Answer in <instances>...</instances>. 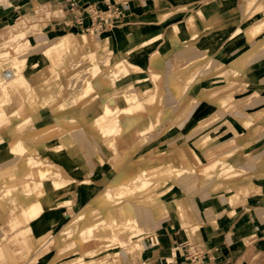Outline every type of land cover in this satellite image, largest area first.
<instances>
[{
  "label": "crops",
  "instance_id": "obj_1",
  "mask_svg": "<svg viewBox=\"0 0 264 264\" xmlns=\"http://www.w3.org/2000/svg\"><path fill=\"white\" fill-rule=\"evenodd\" d=\"M0 1V41L7 37L13 27L30 24H33L31 27L43 26L40 35L44 42L58 40L55 45L47 46L41 54L45 65L30 73L29 77L24 73L30 88L36 92L38 98L50 93L55 81L61 80V77L55 75L57 72L60 75L61 73L55 68L53 61L47 59V55L59 44L63 48L74 50V60H79L83 67L93 64L99 45L106 47V42L95 40L84 31L90 27V18L85 13L87 6H94L99 11L117 8L121 12V17L114 21L112 28L92 33L104 38L112 36L116 45L115 51L119 54L127 49L132 53L133 47L138 50H151L146 53L147 60L133 55L132 61L125 63L130 66L127 67L130 70L126 73L122 87L138 79H145L140 76V68L136 64L148 67V56L158 54L154 60L158 66L153 63V67L161 70L160 84H152L147 89L135 87L125 95L146 103H150L152 99L156 101L151 107L158 110L154 114H158L159 123L156 130L159 133L162 130L159 129L161 124L171 114L174 106L172 100L176 102V88L169 78L174 62L183 65L190 60L209 57L211 67H228L235 72L234 76L228 77V81L244 87L240 92L233 94L234 101L240 103L232 105L237 108L223 110L218 104L205 103L199 92H192L195 102L182 124L169 128L163 137L147 145L153 151L148 157V163L157 167L160 172L153 181L163 182L156 192L155 199L164 204L166 217L156 226L146 229L145 233V230L139 232L135 237H130L131 231L137 228L129 226L122 233L126 242L98 254V258L100 264H105L104 256L108 254L114 255L113 258L117 259L118 264H194L191 259L197 255L202 264H260L257 261L264 255V48L262 46L247 58L256 43L255 39L247 38L245 29L248 3L252 0H75L73 8L66 0ZM44 7L52 9L51 12L61 8L63 12L58 17H53L55 15L51 13L52 16L46 23L44 19L40 20L41 14L49 15ZM74 14L81 15L82 25L75 21ZM29 16L42 24L31 23ZM190 19L194 31L188 30ZM14 21L16 22L13 23ZM236 28L241 29L240 34L231 37ZM62 34L65 35L61 37ZM104 50L108 56L113 55L111 51ZM45 53L48 54L45 56ZM84 57L88 59L83 63ZM120 58L114 59L112 63ZM150 75L153 76L151 79L156 80L155 76L158 74L147 71L146 76ZM92 85L95 96L100 101L114 94L113 88L104 91L100 85ZM44 89L45 93L41 94ZM21 92L12 98L21 118L31 116L35 119L29 129L43 123L48 116L52 118L51 122L55 121V116L49 108L39 115L25 110L26 104L29 108L31 106ZM75 108L74 111L67 112L70 114L67 118L75 117L84 126L92 112H86L83 104L82 109L81 106ZM8 113L6 111V115ZM237 119L246 120L249 125L243 127ZM202 121L208 123L198 127ZM14 127L13 121L0 127V264H30L33 260V264H37L42 257L39 254L40 248L47 235L42 234L37 239L33 235L57 227L68 214V218H71L77 208L94 194L92 189L100 190L108 183L116 182L119 175L115 170L116 165L112 168L108 165L109 159L116 151L110 148L108 142L99 140L95 132L85 128V136L100 148L103 166L98 164L91 152L89 157L82 154V160L72 155L71 149L80 147L77 142L73 144L74 147L67 146L62 152H53L49 148L52 144H60L61 139L46 145H31L37 153L31 157L54 163L67 173L73 181V192L59 197L52 196V207L43 204L44 209L39 216L26 220L9 202H4L2 196L5 186L28 182L23 158L29 155L22 156L23 158L10 165L14 160L8 152L6 138ZM146 135L149 137L150 132ZM84 146L87 148L88 144ZM84 151L86 153L85 149ZM223 159L242 172V176L252 179L251 181L258 185L259 192L231 204L229 197L234 192L235 181L227 182L228 191L214 192L213 182L200 188L203 178H200L197 184L196 177L192 176L190 183L186 184L173 174V169L192 170L198 174L204 167L220 164ZM148 163L145 168L150 166ZM201 164H205L203 168ZM143 166L140 161L127 158V163L123 164L122 168H127L124 172L129 168L139 172ZM247 178L238 181L246 183L249 180ZM84 180H88L89 184H80ZM177 199L182 201L189 223L181 224L178 221L174 204ZM67 200H70L72 205L54 206ZM153 238L156 239V244ZM74 243L75 241L58 249L54 248L55 256L51 262L57 264L62 261L59 259L60 250L65 258L80 256L85 248ZM82 258L87 259L86 256Z\"/></svg>",
  "mask_w": 264,
  "mask_h": 264
},
{
  "label": "bare ground",
  "instance_id": "obj_2",
  "mask_svg": "<svg viewBox=\"0 0 264 264\" xmlns=\"http://www.w3.org/2000/svg\"><path fill=\"white\" fill-rule=\"evenodd\" d=\"M248 5L247 17L255 15L259 9L263 8L261 0L249 1ZM48 12L49 15L51 13L56 14L55 12ZM44 17L45 15L41 14L40 20H43ZM34 26L36 27L38 25ZM38 27V35H40V26ZM245 29L247 31V38L249 40H256L252 50L260 48L264 44V13L262 16L257 15L256 19L252 21L247 20ZM11 30L7 37L0 41V59L7 57L4 62H0V70L8 69L11 73L9 78L0 79V127L7 124L10 120H18L14 129L9 132L11 138L7 142L8 152L13 157L12 160H14L10 165L16 163L24 156L29 155L27 158H23L24 165L27 168L25 177L28 179V182L21 184L11 183L5 186L2 190V196L3 201L9 202L16 212H19L26 220H32L41 214L44 209L43 204L48 207L53 206L52 196L59 197L65 195L67 192L72 193L73 190L69 188V185L73 184V181L58 165L31 157L37 154L31 145H46L61 139L62 142L60 144H52L49 148L53 152H62L65 147H72L77 142L80 147L73 146L74 148L71 149L72 155L82 160V154L85 157H89L91 152V155L94 158L96 157L98 164L103 166L99 154L100 148L85 136V129L95 132L102 142H108L113 151L122 150L125 146L138 140L140 136L145 138V140L148 139L149 137L145 135L151 132L159 123L158 114H154L158 110L151 107L156 104V101L152 99L150 103L141 102L134 97L125 95L124 90L132 87V85L142 88H148L152 84L158 85L160 83L159 74L161 70L158 69L157 80L149 79V82H146V79H138L122 87L120 95L118 94L114 98L109 97L106 102L99 104L100 100L95 96L96 93L91 82L92 78H90L96 75L97 69L96 65L91 67L88 72V77H79L78 82L80 84L76 87L78 89L71 93L69 101L71 106L83 104L85 105L86 112H92L87 117L86 124L82 126L80 121L75 117L64 118L62 116H56L65 107L63 102L59 103L62 90L64 89L63 85H59L55 92L51 94L47 93L40 98L37 97L36 92L30 89L24 74V70L27 68V58L25 57L27 52H25V46L29 40L25 37L26 31L18 32V27H13ZM188 30L194 31L191 25V19L188 21ZM240 32L241 29L236 28L231 37L238 36ZM9 43H13L14 45L9 47ZM104 49V47L99 45L97 54L106 53ZM12 50H14V53H11ZM129 53H126L125 57H121L116 62L106 65L102 70L100 69L98 71L101 75L99 80L103 81L107 75L115 78L118 75L117 73L119 75L127 73L130 69L127 68L125 63L132 61V58L127 57ZM47 54L45 53V56ZM75 56L76 53L74 50L63 48L59 44L54 51L47 55V59L49 58L53 61L55 68L58 69L61 75H67L70 67L75 66L73 64L76 61L74 60ZM41 58H43V55H41ZM42 60L44 61V59ZM3 64L4 68L1 67ZM37 66V63L31 64L33 68ZM212 68L211 59L209 57H201L198 60L186 62L184 67H179L176 71L175 69L171 70L169 78L176 88V102L174 99L172 100L174 106L172 107L171 114L166 117L165 126L182 124L185 115L190 112L195 102L191 97L192 92L195 91H198L205 98L220 101L223 108H237L229 105L225 97L241 87L239 84L227 80L225 83L215 87L201 85L208 76L205 72ZM210 72H208V74L210 73L209 75L215 74L219 77L218 79L227 74L231 75L235 73L228 67L222 66H217ZM108 81H111V79ZM22 90H30L28 101L31 108L26 104L24 106L26 108L25 110L39 115L40 112H44L48 107H52L49 109L52 115L55 116V121L35 128H28L23 131L24 133L18 134V131L24 127L33 125L35 122V119L31 116L21 118L20 113L14 107L12 97ZM42 93H45V89L41 91ZM121 101L125 104L124 107L119 105ZM7 110L9 114L4 115V112ZM3 115L4 117H2ZM237 120L243 127H246L249 123L246 120ZM207 123L208 121H202L198 127H203ZM85 144H88L87 148L84 146ZM120 174L119 179H117L119 183L115 186H111V183H108L103 189H92L94 193L92 199L98 206L91 204V202L83 203L77 208L71 218H68L58 227L55 234L50 235L49 238H45L39 253L42 257L46 252L51 250L48 247L51 239L54 241L53 249H58L64 246V244H72L73 241L83 245L92 240V249L83 251L80 256L73 255L65 258L64 253L60 250L59 259L62 261L57 264H100L95 263L93 260L86 262L82 258V255L97 256L106 250L118 246V244L126 242L125 236L122 235L127 229L126 227L133 226L137 228V230L133 229L131 231L130 237H135L139 232L156 226L166 217L164 204L160 200L154 199L155 197L150 200L146 199L153 192L156 185L147 179H142V175L148 176V172L143 171L142 174H139L136 170L129 169ZM173 174L176 178L183 177L186 175V170L173 169ZM214 175L219 176L221 181H217L216 179L219 177H214ZM196 177L204 179L199 186L200 188H204L207 184L213 182L212 191L214 192L220 190L228 191L227 182L231 180L235 181V186H233L234 192L229 197L231 202L239 201L243 195L249 197L259 192L258 185L252 182V179H249L246 183L237 181L243 180L242 178L245 176H242V172L232 165L227 164L224 159L220 164L204 167L202 171L196 174ZM88 183V180H84L80 184L85 185ZM162 184L163 182L157 183V185ZM135 199H139V201L134 202ZM174 204L178 221L181 224L183 222L189 223V218L182 201L177 199L174 201ZM70 205H72V202L67 200L56 203L54 206L65 207ZM153 241L156 244L157 241L155 238H153ZM34 262L35 260L30 264Z\"/></svg>",
  "mask_w": 264,
  "mask_h": 264
},
{
  "label": "rangeland",
  "instance_id": "obj_3",
  "mask_svg": "<svg viewBox=\"0 0 264 264\" xmlns=\"http://www.w3.org/2000/svg\"><path fill=\"white\" fill-rule=\"evenodd\" d=\"M261 4L263 5V8H261V9H259L257 12H256V14L255 15H253V16H248L247 17V20L248 21H252V20H254V19H256V16L258 15H260V16H262L263 15V13H264V0H261ZM46 10H48V11H53L52 9H50V8H48V7H44ZM260 12H262V13H260ZM260 13V14H259ZM28 16V15H27ZM32 16H29V19H30V21H31V23L32 22H34V24H42V23H37L38 22V20L36 19V18H31ZM16 21H14L13 23H15ZM21 22V21H20ZM21 25V24H20ZM31 25H33V24H30L29 26H21V27H18L19 28V30H18V32L19 31H21V32H25L26 31V35H25V37L29 40V42H28V44L25 46V48H26V51L25 52H27V54H26V58H27V68H25V70H24V73L26 74V76L27 77H29L30 76V73H32V72H34V71H37L40 67H42L43 65H45V63L46 62H44L43 60H42V58H41V54L43 53V51H45L46 50V47L48 46H52V45H55V42H57L58 40H55L54 42H44L43 40H42V35H38V32H39V27L38 26H34V27H31ZM43 27V26H42ZM41 27V28H42ZM41 28H40V30H41ZM5 29V28H4ZM4 29H2V30H4ZM73 34V33H72ZM65 34H62V36L61 37H63ZM86 35H88V36H91L92 38H94L95 40H99L100 42H106V47H105V49L106 50H108V51H111L112 52V56H108V54L107 53H102V54H97V56H96V59H95V61L93 62V64H91V65H89V66H84L83 67V65L79 62V60H77V61H75L73 64L75 65L74 67H70V70H69V72H68V74L66 75H60L58 72L57 73H55V75H56V77H61V80H56L55 81V86H53L52 87V89H51V91H50V94L51 93H53V92H55L57 89H58V86L59 85H63L64 86V89L62 90V94H61V96H60V101H59V103H62L63 102V104L65 105V107L63 108L64 110H62L61 112H59L58 113V115L56 114V116H62V117H64V118H67L68 116H70V114H67V112L68 111H74L76 108L75 107H78V106H82V105H76V106H71V104H69L70 102V96H71V93L73 92V91H75L76 89H78V88H76V87H78V85L80 84L79 82H78V80H79V77H88V72H89V70H90V68L91 67H93L94 65H96V69H97V72H96V75L94 76V77H90V78H92L91 79V82H92V84L93 83H96V84H98V85H100L102 88H103V90L105 91V90H108V89H110V88H113L114 89V94L112 95V96H110L111 98L113 97H115V96H117L118 94L120 95L121 94V92H120V90L122 89V86L125 84V80H126V73L124 74V75H119V73H117L118 75H117V77H110L109 75H107L105 78H104V80L103 81H100L99 79V77H101V75L99 74V70L101 69L102 70V68H104L106 65H108V64H112V61L114 60V59H116V58H119V57H125L126 56V53H128L129 51H130V49H127L124 53H122V54H119L117 51H115V47H116V45H114V42H113V39H112V36H107V37H103V36H96V35H92V34H86ZM77 37H79L78 35H76ZM44 42V43H43ZM10 45H9V47L12 45H14L13 43H9ZM6 46H8L7 44H6ZM262 46H263V48H264V44H262ZM261 46V47H262ZM261 47L260 48H258V49H255V50H251L250 51V53L247 55V58L251 55V53H253V52H255V51H257V50H259V49H261ZM132 50H133V52L132 53H129V55L127 56V57H130L131 58V56H133V55H139L138 57H140V58H142V60H147V58H146V53L147 52H149V51H151V50H149V49H146V48H141V49H137L136 47H133V48H131ZM131 50V51H132ZM11 53H14V50H12L11 51ZM12 56H13V54H12ZM28 56V57H27ZM14 57V56H13ZM148 57H150V61H149V65H148V67H147V65H138V63L136 64V66H138L139 68H140V76L142 77V78H145L146 79V82H149V80L148 79H151V77H153V76H151L150 75V77H147L146 76V74H147V71H149V72H155L156 74H157V72H158V69L159 68H154L153 66L155 65V63H154V60L158 57V54L157 53H153L151 56H148ZM246 58V59H247ZM11 59H12V57H11ZM87 57H84V59L82 60V62L84 63V62H86L87 61ZM33 63H37V67L36 68H33V67H31V64H33ZM153 63H154V65H153ZM186 65V63L185 64H180V63H177V62H174V64L172 65V70H174L175 69V71H176V69H178L179 67L180 68H182V67H184ZM155 66H158L157 64L155 65ZM1 67H3L4 68V64L1 66ZM83 67V68H82ZM127 67H130V66H127ZM146 67H147V69H146ZM152 67V68H151ZM223 67V66H222ZM216 67H214V68H212L211 70H209V71H206L205 72V74L206 75H208L206 78V80L204 81V82H202V84L201 85H203V86H206V87H215V86H219V85H221V84H223V83H225L227 80H228V77H231V76H234L235 75V73L234 74H231V75H225V76H222V77H220V79H218L219 77L218 76H216L215 74H213V75H209L210 73L212 74V72H210V71H213L214 69H215ZM223 69V68H222ZM128 72V71H127ZM139 72H136V73H139ZM208 72H210L209 74H208ZM171 75V74H170ZM157 77H158V75H156L155 76V79L157 80ZM111 79V81H108V80H110ZM77 81V82H76ZM171 82V81H170ZM128 84V83H127ZM160 84V83H159ZM121 86V87H120ZM94 87H97L96 85H94ZM117 87V88H116ZM135 87H138V86H135V85H132V87H129V88H127V90H124V93L126 94V92L128 91V90H134V88ZM150 87V86H149ZM148 87V88H149ZM118 89V90H116V89ZM144 88V87H143ZM31 89V88H30ZM145 89H147V88H145ZM244 89V87L242 86V87H239L237 90H235V91H233V92H231L230 94H228L226 97H225V99H227V101L229 102V105H237V104H240V103H238V102H236V101H234V97H233V94H235V93H238V92H240L241 90H243ZM29 91L30 90H26V91H24V90H22V94L24 95V98H26V99H28L29 100V95H30V93H29ZM34 91V90H33ZM119 92V93H118ZM198 92V91H197ZM200 94V93H199ZM192 98H193V96H191ZM109 98V97H108ZM108 98L107 99H105V100H101L100 102H99V104H101L102 102H104V101H106V100H108ZM200 98L205 102V103H210V104H218L219 105V108H222L223 110H227V108L226 107H222V105L220 104V101H216V100H212V99H210V98H205V97H203V95H201L200 94ZM194 99V98H193ZM119 105L121 106V107H124L125 106V104L121 101V102H119ZM85 106V105H84ZM193 107V106H192ZM191 107V108H192ZM48 108H52V107H48ZM80 109H82V108H80ZM85 109V108H84ZM191 110V109H190ZM8 111V110H7ZM9 114V113H8ZM186 114V113H185ZM4 115H6V111L4 112ZM4 115L2 116V117H4ZM72 115V114H71ZM186 116H187V114L185 115V118H186ZM1 117V118H2ZM185 118H184V120H185ZM165 120V119H164ZM163 120V121H164ZM15 122V124L18 122V120H15V119H13V120H10L9 122ZM52 121V118L51 117H46L45 118V120H44V122L43 123H40V124H37V125H35L36 127L37 126H41V125H43V124H46V123H49V122H51ZM165 124V121L161 124L162 126H160V128L159 129H161L162 128V130H161V132L159 133V131L158 130H156V126H155V128L150 132V135H149V138L148 139H146L145 140V138H143V137H139L138 138V140H136L135 142H133V143H131V144H129L128 146H125V148H122V150H115L116 151V153L109 159V162H108V165L112 168L113 167V165H116V168H115V170L117 171V173H119V175H118V178H116V182L115 183H113V184H110L111 186H115L116 184H118L119 182H118V180L117 179H119V176L121 175L120 173H121V171H123L124 172V170H126L127 168H122V165L123 164H125V163H127V158H129V159H134L135 161H140V164L141 165H144L143 166V169H140V171L138 172L139 174H142V172L143 171H146V172H148V176H143L142 175V179H147V180H149V181H151V182H153V183H155L156 185H155V188L153 189V192H151L147 197H146V199L148 200H150V199H152V198H154L155 197V195H156V192H157V190H158V188L161 186V185H157V183L158 182H154L153 181V179H154V177H156L160 172H159V169L157 168V167H152L149 163H148V157L150 156V154H152V150L150 149V146H147L148 144H150V142H152V141H154V140H157L158 138H160L162 135H164V133L165 132H168V129L169 128H174V127H176V126H180L179 124H175V125H173V126H170V125H164ZM158 125V124H157ZM249 125V123L247 124V126ZM32 125H30V126H27V127H24L23 129H21L20 131H18V134H21V133H24L23 131H25L26 129H28V128H30ZM246 126V127H247ZM163 133V134H162ZM10 134V133H9ZM145 136H147L148 137V135H145ZM144 136V137H145ZM163 137V136H162ZM11 138V134L10 135H8L7 136V138H6V141H8L9 139ZM142 139H144V140H142ZM207 139H209V138H207ZM212 141V140H211ZM207 144V142L205 143V144H203V146H205ZM147 158V161H145V159ZM119 162V163H118ZM147 163H148V165H150V166H148V167H146L145 168V166L147 165ZM205 164H201V168H203V166H204ZM168 169H170L171 167H170V164H168ZM129 169H132V168H129ZM114 170V169H113ZM170 171V170H169ZM196 171H192V170H186V175L185 176H183V177H179V178H177L179 181H184V182H186V184L187 183H190V178L192 177V176H195L196 177ZM214 177H219V176H216V175H214ZM220 178V177H219ZM247 178V177H246ZM245 177H243L242 179H246ZM200 178H198V177H196V180H197V184H199V180ZM247 179H249V178H247ZM219 181H221V178L219 179ZM238 181V180H237ZM89 184V183H88ZM163 185V184H162ZM73 187V184H71V185H69V188H72ZM103 189V188H102ZM260 190V189H259ZM247 196H245V195H243L242 196V198H246ZM155 199V198H154ZM242 200H244V199H242ZM139 201V199H135V201L134 202H138ZM241 201V200H240ZM86 202H91V204H93V205H95V206H98V204L97 203H95L94 201H93V199H92V196H91V198H89ZM231 204H236V203H238L239 201H236V202H231V201H229ZM68 217H69V214H68V216H67V218L66 219H68ZM66 219L64 220V221H62L57 227H55V228H53V229H50V230H46V231H43V232H39L38 234H36V235H33V237L35 238V239H37L39 236H41L42 234H45L46 233V235H47V238H49L50 237V235L52 236L53 234H55V232L58 230V227L62 224V223H64L65 221H66ZM126 228H128V227H126ZM127 230V229H126ZM125 230V231H126ZM146 232V230L143 232V233H145ZM114 233V232H113ZM31 235V234H30ZM75 235V234H74ZM74 235H73V237H74ZM32 236V235H31ZM53 243H54V241L51 239V241L49 242V244H48V247H50L51 248V250H49L48 252H46L45 253V255L43 256V257H41V259L39 260V262L37 263V264H54L55 262H51V260L54 258V256H55V250L52 248V246H53ZM81 244V243H80ZM79 244V245H80ZM82 245V244H81ZM92 245H93V242H88V243H86V244H83L82 245V248H85V250H83V251H87V250H89V249H92L91 247H92ZM115 250H111V252H114ZM104 254H102V256H103ZM84 255H82V257H83ZM87 257V259L86 260H84V261H89V260H93L95 263H101V261H100V259L98 258V255L97 256H86ZM114 257V255H112V254H108V255H105L104 256V263L105 264H108V263H110V264H118V262H116V258H113ZM256 260V259H255ZM257 262H259L260 264H264V255H263V257L261 258V260L260 259H258V261Z\"/></svg>",
  "mask_w": 264,
  "mask_h": 264
},
{
  "label": "built area",
  "instance_id": "obj_4",
  "mask_svg": "<svg viewBox=\"0 0 264 264\" xmlns=\"http://www.w3.org/2000/svg\"><path fill=\"white\" fill-rule=\"evenodd\" d=\"M70 5L71 8L74 7V1L75 0H66ZM1 2V1H0ZM72 11V9H71ZM62 9L58 8L57 11H55L56 14H54L55 16L53 17H58V15L62 14ZM85 13L89 16L90 18V27L87 28L86 30H84L86 33L88 34H92V33H97V32H101L104 30H109L110 28L113 27L114 21H116L117 19H119L121 17V12L117 9L114 8L112 10L107 9L106 11H99L96 8H94V6H87V8L85 9ZM35 14V12H34ZM52 14H50L49 16H45L44 20L46 23L49 22L50 18H51ZM75 17V21L79 24L82 25V18L81 15H77L74 14ZM78 19V20H76ZM7 57H2L0 59V62H4V60ZM10 71L8 69H4V70H0V79H7L10 76ZM196 260V262H195ZM191 263L194 264H202L200 260H198L197 255L196 258H192L191 259Z\"/></svg>",
  "mask_w": 264,
  "mask_h": 264
}]
</instances>
